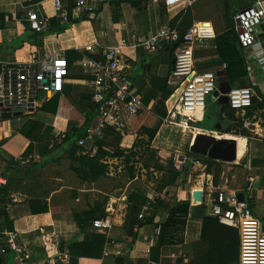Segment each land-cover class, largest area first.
I'll use <instances>...</instances> for the list:
<instances>
[{
  "label": "crops",
  "instance_id": "obj_1",
  "mask_svg": "<svg viewBox=\"0 0 264 264\" xmlns=\"http://www.w3.org/2000/svg\"><path fill=\"white\" fill-rule=\"evenodd\" d=\"M74 1L60 0L68 12V21L61 23L56 17L53 0H0V60L25 61L34 51L40 56H61L66 61L69 76L58 95L90 96L88 76L80 66L82 60H97L102 48L115 46L124 40L127 47L121 50L123 71L133 90L142 97L144 109L130 119L122 135L107 130L102 140L87 138L81 145H78V141L62 143V138L72 131L76 123L40 111L48 101L39 102L32 112L19 113L7 120L0 119V144L3 142L4 145H0V174L6 179V185L0 190V247L4 244V233L13 232L25 249V264H239L237 231L218 221V224L213 222L208 206L196 203L197 198L193 200L192 197L195 191L204 190L210 184H221L228 191L240 195L243 200L249 191L254 196L252 214L264 230V139L229 131L227 127H231V124L222 120L221 114L218 117L220 107L227 105L225 96V103L215 104L213 111H209L206 101L205 109L196 115V129H182L189 135L184 154L197 157L203 166L197 172L177 170L173 160L180 154L176 150L172 151L177 144L169 139V135L171 130L181 128L164 123L169 111L162 98L167 90L174 89L166 83L169 76L167 73L173 64V47L168 46L156 53L147 52L140 47L139 42L145 41L160 29L170 28V25H174L175 29L178 26L182 28L190 21L191 26L195 24V34L206 38L195 42L193 52H214L216 33L223 35L229 25L232 26L234 43L239 50L233 15L241 6H252L256 2L264 9V0H197L194 2L195 11L192 7L194 3L187 5L186 2L167 8L162 0H141L137 8H133L128 2L120 3L117 7L114 1L103 0L92 16L76 14L72 10ZM27 6H33L38 14L50 19L49 30L44 32L39 46L30 42L18 43V39L24 35V23H27L21 19ZM51 22L58 25V28H54ZM225 68L226 63H223L216 72L224 71L229 87L248 85L245 65L243 77L231 79L226 76ZM79 69L86 79L72 77ZM170 105L173 107L170 112L177 109L178 95H172ZM90 106V100L80 98L75 102L74 109L91 121L94 114ZM253 110L254 106L249 111ZM263 110L264 103L262 115ZM234 113L241 115L240 112ZM261 114L256 118H260ZM29 120L52 128L47 138L50 146L40 153L38 145L34 143L29 154L30 161L21 166L20 155L28 141L17 132ZM213 121L217 122L212 126L213 129L203 128ZM155 123L160 124L152 137V143L147 147L150 151L160 150V153L154 154L164 168V165L169 167V163H172L174 171L178 173L176 182L173 185L165 184L169 174L166 169L158 172L145 168L142 158V166L154 173V179L144 181L139 189H118L108 193L106 187L98 185L101 174L95 171L96 166L94 168L93 158L99 152L97 144H113L123 151L133 149L136 139L145 141L149 137L142 133L143 126L152 130ZM252 126L248 123V127L244 128L241 124L243 130H250ZM254 126L259 127V124ZM205 136L214 138L207 149L220 141L223 150H234L233 160L224 161L220 156V162L206 156V151H193L190 147L193 138ZM117 137L119 140L116 144ZM166 143L170 145L169 151L165 148L168 146ZM154 145L164 147L158 149ZM89 159H92V163L87 161ZM89 165L92 166V179L86 177L87 173L91 176L90 169L87 170ZM164 172L167 174L165 178ZM105 176H111L110 170H107ZM156 176H161L159 181ZM155 198L158 200L155 201ZM182 202L188 204L185 225L169 228L150 242L157 226L161 227L172 216L182 220L179 215L173 214V210ZM95 204H101L99 211L93 209ZM39 207L47 208L46 212H32V208ZM84 212H92L93 218L89 219L84 231H81L76 215ZM140 214L148 216L138 220ZM100 215L102 217L99 218ZM106 216L112 220L109 231L101 233L92 228L93 220ZM94 235L105 238L99 258L69 257L67 244H81ZM0 264H16L13 254L0 253Z\"/></svg>",
  "mask_w": 264,
  "mask_h": 264
},
{
  "label": "built area",
  "instance_id": "obj_2",
  "mask_svg": "<svg viewBox=\"0 0 264 264\" xmlns=\"http://www.w3.org/2000/svg\"><path fill=\"white\" fill-rule=\"evenodd\" d=\"M162 1L169 8L182 2L191 5L197 0ZM102 2L103 0H91L90 3L87 0H75L72 10L76 14L86 13L92 16ZM53 7L60 22H67V8L61 5L60 0H53ZM33 8L27 6L21 19L28 23L31 31L44 33L49 29L50 19L38 14ZM232 19L237 30L236 41L242 54L248 85L230 86L225 97L231 110L243 114L252 107V89H257L264 95V9L256 2L235 12ZM194 27L195 24L181 40L173 29L163 28L139 42L140 47L147 52L156 53L168 46L173 47L172 71L166 83L169 87L182 90L178 95L177 109L166 114L164 123L184 130L196 129V115L205 109L207 98L218 90L216 72L193 74L195 42L206 39L196 35ZM125 47L127 42L121 40L115 46L102 48L99 59H84L80 64L82 71L88 76L90 108L94 115L78 145L83 144L87 138L102 140L107 130L122 135L130 119L138 116L144 109L142 97L133 90L123 71L121 50ZM67 76L66 61L58 55L40 56L34 51L25 61L0 60V117L4 113L13 115L32 112L39 102H47L62 92ZM243 126L247 128L248 123H243ZM30 159V156L28 159H21V166L27 165ZM173 163L179 171L197 172L203 166L200 159L190 154L179 155L174 158ZM5 185L6 179L0 174V190ZM199 192L200 200L196 203L208 206L210 216L237 231L239 264H264V230L252 214V193L248 191L246 199L239 201L235 193L221 184H210ZM147 216L140 214L138 220ZM91 226L101 233L107 232L112 228V220L106 216L93 220ZM160 234V226H157L150 242L159 238ZM4 236L0 253L11 252L16 264H25V249L18 242L17 234L5 232ZM58 260L62 262L60 258Z\"/></svg>",
  "mask_w": 264,
  "mask_h": 264
},
{
  "label": "trees",
  "instance_id": "obj_3",
  "mask_svg": "<svg viewBox=\"0 0 264 264\" xmlns=\"http://www.w3.org/2000/svg\"><path fill=\"white\" fill-rule=\"evenodd\" d=\"M111 1H114L117 7L120 5V3L128 2L133 8H137L139 3L141 2V0H137L136 2L132 0H129V1L128 0L127 1L111 0ZM192 7L195 11L196 3H194ZM199 7L201 8L202 5H199ZM207 9L208 8H206V10ZM51 24L55 26L54 28H58V25H56L55 23L51 22ZM170 26H171L170 29H175L174 25H170ZM190 27H191V22L189 21V23L184 25L182 28H180L179 26L176 27L174 31L177 33L179 39L181 40L183 35L186 33V31ZM216 35L217 36L213 41L214 47H215L214 52H207V51L193 52V62L196 63L193 69V74L203 73V72H216L217 70L221 68L223 63H226L225 71H226V76L229 79L236 78L237 76L243 77L244 65L242 61V54H241L240 49L238 50L236 44L234 43L235 37H234V31L232 30V26L229 25L228 31H226L223 35H219V32L216 33ZM43 36H44V33H35L30 30L27 23H24V35L18 39V43L21 45L25 42H30L36 46H39L42 41ZM171 71L172 69L168 71L167 75H169ZM72 77L74 79H86V76L82 75V71L80 69L76 71V73ZM166 78L167 77H165V79ZM188 81L189 80L187 79V82ZM241 86H244V85H241ZM181 90L182 88L167 90L165 94L162 95V98L164 99L169 112L173 110V107L170 105L172 95L173 94L176 96L179 95ZM80 98L89 100L91 98V94L90 96L73 95V96H67V97L66 96L63 97L61 95H55L47 103L42 105V107L40 108V111L44 113H48L50 115L57 116L60 118L69 119L76 123L72 131L68 135L62 138V143H67L69 141L71 142L79 141L80 139H82L84 137L83 135L84 130L90 124L89 119L83 118L74 109L75 102ZM156 99L157 98H155L154 102L156 101ZM251 102H252V108L254 106V108L258 107L259 109H262L263 103H264V95L259 94L257 89H252ZM226 107L228 108V111L234 112L227 105ZM151 108L152 106H150V109ZM218 117H220L219 112H218ZM159 124L160 123H155L152 130H149L146 126H143L142 133H144L145 135H148L149 138H152L156 134ZM227 131L228 130H226L225 132ZM51 132H52V128L49 126H44L43 124L32 121V120H29L28 122H26V124L17 132L18 135H20L23 139L28 141L27 147L24 149V151L20 155V159H24L27 156H29V154H31L34 143L38 145L40 153H42L44 149H47L48 146H50V142L47 141V138L49 137ZM118 140L119 138L117 137L116 144L118 143ZM2 143L0 145L4 147ZM143 161H142L143 166L145 168H152L153 170H156L158 172H163L166 169V172L172 175L171 176L172 178L171 179L168 178L165 184L173 185V183L176 182L178 178V173L174 171L172 167V163H169L168 168H164L161 164H159V159L150 150L145 151ZM9 166L12 167L11 164ZM132 208L135 209L134 205ZM187 208H188L187 202H182L178 206H176V209L173 210V214L179 215L182 218V220H177L175 216H172L164 225H161L160 227L161 234L163 232L165 233L169 228H173L178 225L184 226ZM46 210L47 208H44V207L32 208V212L34 213H45ZM100 217L102 216L100 215L99 218ZM92 218H93L92 212H84L80 215H76L79 229L81 231H84L85 226H87L89 219H92ZM213 222L218 224L217 220L215 219L213 220ZM104 239L105 238L101 235H94V236H91L89 240L81 244L74 243V242L69 243L66 245L68 249V255L72 259H78L82 257L99 258L102 254V249H103V245L105 242ZM93 251H96V253H93Z\"/></svg>",
  "mask_w": 264,
  "mask_h": 264
},
{
  "label": "rangeland",
  "instance_id": "obj_4",
  "mask_svg": "<svg viewBox=\"0 0 264 264\" xmlns=\"http://www.w3.org/2000/svg\"><path fill=\"white\" fill-rule=\"evenodd\" d=\"M243 8H245V5L237 9V11ZM213 94L210 95L206 100L207 108L209 109V111H213V108L216 107L217 104L225 103V99L222 96L219 97L216 95L217 96L216 98V96L214 97ZM219 111L220 114L222 115L221 117L222 120H227L231 124V127H227L229 131L233 133L237 132L242 135H246L247 137H261L262 139H264V115L261 114V109H259L258 107H256L255 110H253L252 112L247 111L241 115L239 114L237 115L234 112L228 111V108L225 105H222ZM258 114H261L260 118H256ZM216 123L217 122L215 121L210 122L209 125L203 126V128H205V130L206 128L213 129L214 127L212 128V126H214V124ZM242 123L253 124V126L250 128V130L253 131L251 132L250 130H243L241 128ZM257 123L259 124V127L254 126V124ZM218 125L221 126V124L219 123ZM260 128L261 130L258 131L257 129ZM185 132L186 131H183L182 129H175V130H171L169 135L170 136L169 139L173 140V143L177 144V146H173L174 148L171 147L172 151L176 150L177 151L176 153L180 155L184 154V151L189 143V135L188 133ZM151 143H152V138L149 137H147V140L145 141H143L142 139H136L135 147L133 149L125 150V151L120 150L117 146L113 144L111 146L97 144V149H98L97 151L99 152L98 155L93 159H94V168L96 166L95 171L97 172V174H101L98 181L99 182L98 185L106 187L107 190L109 191L108 193L118 189L130 191L131 189H139L144 181H151V178L154 179V173L152 171L146 170L142 166V158L144 156L145 151L149 150L147 146L150 145ZM167 145L168 146H166L165 148L167 149V151H169L170 145L169 143ZM154 147L159 149L164 146L154 145ZM152 152L156 153L157 155V153H160V150L152 149ZM87 161L89 163H92V159H89ZM164 162L167 163V161ZM164 166L168 168L167 165ZM91 168L92 166L90 165L87 168V170L90 169L89 174H91V176H88L87 173L86 177L92 179L94 176H92ZM106 169L110 170L111 172L110 177L105 176V173L107 172ZM163 174L165 178L167 174L165 172ZM155 178L156 180L159 181L161 176L159 177L156 176ZM167 178L171 179L172 177L170 176V174H168ZM100 206L101 204H95L93 209L99 211L98 209Z\"/></svg>",
  "mask_w": 264,
  "mask_h": 264
},
{
  "label": "water",
  "instance_id": "obj_5",
  "mask_svg": "<svg viewBox=\"0 0 264 264\" xmlns=\"http://www.w3.org/2000/svg\"><path fill=\"white\" fill-rule=\"evenodd\" d=\"M217 76V82H218V90L213 94L214 97L217 95L219 97H224L225 94L229 91L228 82L226 80V77L224 75V71H218L216 72ZM216 96V97H217ZM19 113H14L13 115H10L9 113H4L1 115L0 119L7 120L11 118L12 116H17ZM223 145L220 141L215 142L209 149L206 150L205 155L208 156L210 159L213 160H219L220 156H222V159L224 161H231L233 160L235 153L234 150H223ZM197 198V201L200 200V192H195L193 194V200L194 198ZM238 200L241 201L242 198L240 195H238Z\"/></svg>",
  "mask_w": 264,
  "mask_h": 264
},
{
  "label": "bare ground",
  "instance_id": "obj_6",
  "mask_svg": "<svg viewBox=\"0 0 264 264\" xmlns=\"http://www.w3.org/2000/svg\"><path fill=\"white\" fill-rule=\"evenodd\" d=\"M227 137L230 138V136H227ZM213 140L214 138L212 139L211 137H208V136H205L202 138L196 137V138H193V140L191 141L190 147L193 151L197 153H204L206 149L209 147V145L211 144V142H213ZM195 192H198V191H195Z\"/></svg>",
  "mask_w": 264,
  "mask_h": 264
}]
</instances>
